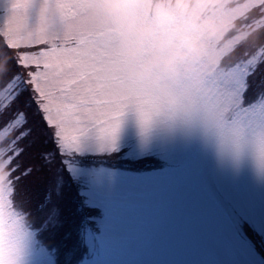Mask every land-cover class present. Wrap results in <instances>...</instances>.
Returning a JSON list of instances; mask_svg holds the SVG:
<instances>
[{
	"label": "snow or ice",
	"instance_id": "snow-or-ice-1",
	"mask_svg": "<svg viewBox=\"0 0 264 264\" xmlns=\"http://www.w3.org/2000/svg\"><path fill=\"white\" fill-rule=\"evenodd\" d=\"M100 3L0 0V264H22L26 232L13 194L20 175L50 158L49 145L77 148L89 135L114 142L133 114L149 130L152 102L130 77ZM262 4L253 0L257 38L237 41L208 78L211 94L186 95L176 116L190 122L199 106L209 107L215 119L205 133L237 160L250 154L264 174Z\"/></svg>",
	"mask_w": 264,
	"mask_h": 264
},
{
	"label": "rangeland",
	"instance_id": "rangeland-1",
	"mask_svg": "<svg viewBox=\"0 0 264 264\" xmlns=\"http://www.w3.org/2000/svg\"><path fill=\"white\" fill-rule=\"evenodd\" d=\"M224 11L227 18L216 39L223 54L238 39L227 44L224 36L234 18L241 16L247 27L241 30L239 40L251 33L256 34L254 41L257 26L253 21L261 14L253 7V0L234 7L227 3ZM5 15L2 10V26ZM260 24L264 26V21ZM126 146L127 157L155 152L169 161L170 167L152 176L142 174L128 179L104 172L98 179L90 170L71 166L80 180L90 181L131 207L127 211L120 201L113 208L100 205L108 213L103 233L109 249L101 258L103 251L96 250L101 239L97 241L89 234L90 252L96 259L78 264H263L256 243L253 239L248 241L245 232L253 228L259 235L264 234V174L258 171L250 154L237 160L221 149L215 137L194 126L156 125L145 132L131 115L123 119L114 142L89 135L81 139L77 148L61 151L69 158L80 153H121ZM57 154L51 152L37 171L26 172L27 183L35 190L46 183L51 169L58 165L54 162L60 158ZM54 176L58 202L51 209V216L61 213L69 187L61 171L57 169ZM86 193L91 202L98 203L94 200L101 195L89 190ZM66 210L67 207L64 213ZM33 249L31 237L26 234L22 264H54L51 257L42 255V250Z\"/></svg>",
	"mask_w": 264,
	"mask_h": 264
},
{
	"label": "clouds",
	"instance_id": "clouds-1",
	"mask_svg": "<svg viewBox=\"0 0 264 264\" xmlns=\"http://www.w3.org/2000/svg\"><path fill=\"white\" fill-rule=\"evenodd\" d=\"M227 3L101 0L100 10L117 36L129 75L152 102L149 129L180 125L205 132L213 123L214 113L205 105L195 110L190 122L176 113L186 95L209 96L208 78L222 71V48L217 47L216 39L227 18Z\"/></svg>",
	"mask_w": 264,
	"mask_h": 264
},
{
	"label": "trees",
	"instance_id": "trees-1",
	"mask_svg": "<svg viewBox=\"0 0 264 264\" xmlns=\"http://www.w3.org/2000/svg\"><path fill=\"white\" fill-rule=\"evenodd\" d=\"M261 29H264V26H261ZM257 31H258V30L255 29V32H257ZM45 191H47V190H45ZM48 191H49V193H48L47 195H50V194L52 195V193H53V192H56L57 189H54V187L51 186V189H49ZM52 208H53V206L51 207V209H52ZM51 221H56V215L51 216ZM260 239H261V240L264 239L263 235L260 236Z\"/></svg>",
	"mask_w": 264,
	"mask_h": 264
}]
</instances>
